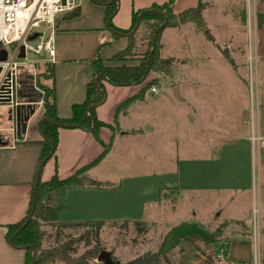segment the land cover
<instances>
[{
    "label": "rangeland",
    "instance_id": "374dc122",
    "mask_svg": "<svg viewBox=\"0 0 264 264\" xmlns=\"http://www.w3.org/2000/svg\"><path fill=\"white\" fill-rule=\"evenodd\" d=\"M201 2L209 32L193 22L164 29L161 57L171 59L170 73L148 75L143 89L150 99L117 113L118 93L113 92L103 107L112 122L117 113L121 123L144 131L135 135L133 129L134 134L112 144L90 169L103 187L67 192L70 208L60 219L101 220L104 225L99 230L41 222L42 251L69 249L82 264H105L98 260L102 250L112 254L114 264H127L146 252L165 256L156 264H219L218 252L236 239L252 241L254 257L257 221L264 254V154H258L251 139L258 123L264 131V0ZM189 3L174 0V12ZM144 27L135 34L133 57L122 63L104 60L105 65L139 64L152 52ZM43 56L30 54L36 85L49 63ZM175 86L182 99L174 95ZM6 91L2 86L1 92ZM111 125L114 133H122L118 121ZM9 127L8 120L0 122V132ZM235 214L243 220L229 217ZM49 264L68 263L53 258Z\"/></svg>",
    "mask_w": 264,
    "mask_h": 264
},
{
    "label": "crops",
    "instance_id": "0c3cea01",
    "mask_svg": "<svg viewBox=\"0 0 264 264\" xmlns=\"http://www.w3.org/2000/svg\"><path fill=\"white\" fill-rule=\"evenodd\" d=\"M166 1L168 0H119V8L113 19L114 24L119 28L127 29L132 25L134 10ZM196 2L198 0H190L187 8L195 7ZM76 7L81 8L80 15L70 16ZM51 30L54 31L56 56L53 60H49L47 55L43 58L55 64V78L44 81L55 88L57 114L67 118L72 115L73 105L82 103L86 98L88 84L95 76L92 60L98 56L106 61L109 60L127 47L128 38L114 37V32L107 27L106 6L92 0H79L75 2L73 8L60 12L53 28H49L48 31ZM20 65L22 66L18 73L16 104L0 103V122L8 120L11 126L9 130L0 132L7 142L6 145H0V264H22L25 261L26 249L11 244L6 237L7 226L22 221L28 215L42 150L41 144L28 143L27 140L42 138L40 120L44 119L42 116L43 95L36 85L33 62L22 61ZM151 77L152 75L148 79ZM147 83L144 81L141 84L129 86L105 83L108 99L106 96V100L97 106V115L109 124L118 121L122 127V133H114L113 130H108L110 128L102 127L99 135L104 143H111L112 146L119 138L134 134L131 133L133 129L137 131L135 135H141L144 131L142 126H129L121 123V119H116V114L112 122L108 119L103 107L111 93H118V98H115L114 102H119V106L123 101L137 95ZM146 92L142 100H135L130 104L136 105L141 101L149 100ZM151 92L155 93L152 90ZM103 151V144L91 131L83 128L61 127L56 157L51 158L44 167L42 179L49 180L56 172L60 178H66L96 160ZM88 174L90 175V170ZM88 188L91 187L73 188L68 193L77 189L85 191ZM67 205L70 208V204ZM222 214L220 212L217 215L224 216ZM224 217L228 218L227 215ZM229 217L242 219L241 214ZM60 221L76 222L61 219ZM252 244V241L247 239L230 241L227 247L229 263L236 264L239 261L252 260Z\"/></svg>",
    "mask_w": 264,
    "mask_h": 264
},
{
    "label": "trees",
    "instance_id": "16d2710c",
    "mask_svg": "<svg viewBox=\"0 0 264 264\" xmlns=\"http://www.w3.org/2000/svg\"><path fill=\"white\" fill-rule=\"evenodd\" d=\"M98 4L106 6V20L108 29L114 32V37L119 38L122 36L128 37V45L125 49L117 52L109 60L121 62L133 57L135 46V34L140 26H145L146 30L144 39L148 37L149 47H153L152 52L146 53L139 64H119L105 65L104 59L98 56L92 60L95 68V76L88 84L86 98L82 103L73 105V112L70 117L64 118L57 114L56 109V91L54 87L48 88L45 86L41 79L55 78V64L52 62L46 63L45 70L37 75L38 88L42 89L44 95L42 96L43 104V121L40 123V128L45 138L27 140L28 143H37L42 145L40 154V161L38 170L40 169V176L36 190L33 192V198L30 210L25 219L18 223L9 224L7 227L6 237L14 246L22 248L26 245H31L36 249L35 264H49L53 258L62 260L68 264H82L81 261L76 262L75 258L70 255L69 249H59L55 251L44 252L41 250L42 242L44 239V232L42 230V223L59 222L63 225L69 224H87L101 229L104 225L103 221H76V222H61L60 214L69 209L65 203L67 192L73 188L95 187L101 188L104 182L92 178L88 173L89 170L99 163L108 153L111 143L106 144L100 138L99 132L102 127H109L113 131L117 129L111 124L101 120L97 115V106L106 100L107 91L105 82L115 86H129L143 83L152 71L170 73L171 59L163 60L161 57L162 44L160 42L162 33L167 27H179L189 22L197 25L200 31L209 32L207 24L203 18V10L205 9L201 0L195 7H188L181 12H174V0H168L162 4L154 3L149 8H142L134 10L132 13V25L127 28H119L114 24V16L119 8V3L112 0H92ZM81 12L80 7H76L71 12L70 16H79ZM140 22L139 27L136 25ZM261 25V24H259ZM145 89H142L137 95L123 101L117 108L116 112L128 106L135 100H142L144 97ZM95 105V106H93ZM116 113V116H117ZM63 128H83L91 131L99 142L104 146V151L100 156L91 162L78 169L74 174L60 178L56 172L51 179L43 180L42 172L46 163L53 157H56V150L59 143V129ZM38 172V171H37ZM36 200V206L33 216L29 222L24 226L32 211V206ZM137 224H140L138 221ZM24 226V227H23ZM199 237V236H197ZM206 243L210 238H203ZM189 238V237H188ZM160 252H146L142 256L134 258L127 264H156L161 256ZM99 256V255H98ZM22 264H34L32 248L26 249L25 261Z\"/></svg>",
    "mask_w": 264,
    "mask_h": 264
},
{
    "label": "built area",
    "instance_id": "2783aa9c",
    "mask_svg": "<svg viewBox=\"0 0 264 264\" xmlns=\"http://www.w3.org/2000/svg\"><path fill=\"white\" fill-rule=\"evenodd\" d=\"M75 0H0V55L7 51V60L0 61L2 71L0 73V103L1 100H9L6 103L16 104V90L18 85V73L20 61H32L30 54L47 55L49 60L56 56L54 43V31H39L44 27L49 30L53 28L57 15L60 12L73 8ZM40 35L33 41L28 38L34 32ZM40 38V39H38ZM25 46V57L19 58L21 46ZM4 86L7 91L2 93ZM157 93V89H151ZM7 95V99L2 97ZM253 147L258 154H264V131L258 123L253 129L251 137ZM255 227V255L250 261H239L236 264H264V254L261 253L260 228L256 221ZM219 264H230L228 261V250L223 247L217 255Z\"/></svg>",
    "mask_w": 264,
    "mask_h": 264
},
{
    "label": "water",
    "instance_id": "95a60500",
    "mask_svg": "<svg viewBox=\"0 0 264 264\" xmlns=\"http://www.w3.org/2000/svg\"><path fill=\"white\" fill-rule=\"evenodd\" d=\"M118 2L119 3V0H112V2ZM63 4H65V0H63ZM139 24L140 22H138V24L136 25V29L139 27ZM135 29V30H136ZM135 30L133 32H135ZM40 35V32H34L32 35L29 36V40L30 41H33L35 40L38 36ZM19 58H24L25 57V46L22 45L21 48H20V53H19ZM7 60V51L4 50L2 51L1 55H0V61H5ZM2 71V68L0 67V73ZM173 92H174V95L179 98V99H182V96L180 94V89L178 86H175L174 89H173ZM95 106V105H93ZM43 121L40 120V123ZM40 132H41V135L43 138H45V135L42 133L41 129H40ZM7 142L4 140V138L0 135V145H6ZM41 169V168H40ZM38 170L37 172V175H36V179H35V183H34V190H36L37 188V184H38V179H39V176H40V172L41 170ZM35 193V192H34ZM35 206H36V200L34 199V203H33V206H32V211L30 213V216L29 218L27 219L26 223L24 224V226L29 222V220L31 219V217L33 216V213H34V209H35ZM23 226V227H24ZM31 247L32 248V252H33V260H34V264H35V258H36V249L35 247L31 246V245H26V246H23L22 248L24 249H27ZM98 260L99 261H103L105 264H114V260L112 258V254L109 252V251H106V250H102L98 256Z\"/></svg>",
    "mask_w": 264,
    "mask_h": 264
}]
</instances>
